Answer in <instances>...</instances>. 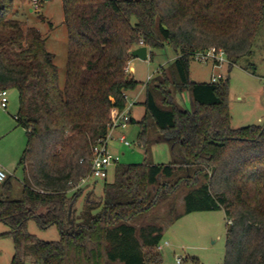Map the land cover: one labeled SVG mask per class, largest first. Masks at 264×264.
<instances>
[{
  "label": "trees",
  "instance_id": "trees-1",
  "mask_svg": "<svg viewBox=\"0 0 264 264\" xmlns=\"http://www.w3.org/2000/svg\"><path fill=\"white\" fill-rule=\"evenodd\" d=\"M61 1L62 85L41 32L17 17L14 0H0V90L18 92L14 119L27 138L17 163L23 178L7 174L0 184L11 264H162L164 232L188 213L215 209L231 221L222 264H264V124L233 127L228 78L198 82L189 71L193 54L209 47L225 51L228 68L251 56L264 0ZM141 45L150 60L165 47L174 58L145 83L139 143L168 141L177 157L118 162L96 195L81 180L126 92L141 83L126 70ZM184 92L187 107L177 99ZM29 221L56 227L58 239L31 234Z\"/></svg>",
  "mask_w": 264,
  "mask_h": 264
},
{
  "label": "rangeland",
  "instance_id": "rangeland-1",
  "mask_svg": "<svg viewBox=\"0 0 264 264\" xmlns=\"http://www.w3.org/2000/svg\"><path fill=\"white\" fill-rule=\"evenodd\" d=\"M17 17L23 20L26 26L36 27L45 39L46 48L54 55V63L58 68L59 82L62 85L66 73L67 59V32L63 22V8L61 0H41L37 10L32 9V0H14V10ZM43 16V19L40 17ZM253 54L239 63L228 68L227 62L220 66L211 63L191 60L189 71L192 80L202 82L210 81L212 72L221 73L228 78L230 89V111L232 126L235 128L264 124V22H262L253 45ZM149 52V49H148ZM174 58L171 48L158 51L152 60H139L132 58L129 66L133 67L135 80L141 83L127 97V103L136 99H144V87L149 76L155 75L161 65L166 66ZM137 96V97H136ZM178 101L189 106L188 92L177 96ZM134 121L127 122L113 128L107 137V148L111 153L120 156L119 163H169L177 157V147L168 141L151 140L147 149L139 143L138 134L140 126L138 121L144 106L141 103L132 105ZM1 108V107H0ZM18 108V92L16 89L8 90V107L2 109L11 115L10 123L15 126L14 116ZM6 125L1 122L0 126ZM18 126V125H17ZM151 137L157 132L150 130ZM20 132V131H19ZM18 131H12L2 139L0 144L18 147ZM124 136L129 145L120 141ZM8 148V146H5ZM8 174V173H7ZM114 179V165L109 167L107 181ZM95 182V194L100 195L104 180L90 178L88 183ZM83 198L78 205L81 208ZM227 219L223 209L209 211H195L188 213L175 221L165 232L158 245L163 257L162 264H222L225 255V233ZM8 227L0 222V234ZM28 231L36 237L45 240L58 239V231L52 226L40 229L34 221L28 222ZM158 249V248H157ZM13 243L10 238H0V264H11ZM181 258V262L177 259ZM31 264V263H28Z\"/></svg>",
  "mask_w": 264,
  "mask_h": 264
},
{
  "label": "built area",
  "instance_id": "built-area-1",
  "mask_svg": "<svg viewBox=\"0 0 264 264\" xmlns=\"http://www.w3.org/2000/svg\"><path fill=\"white\" fill-rule=\"evenodd\" d=\"M39 2L40 0H32V9L37 10L39 8ZM193 59L205 62V63H211L213 66H220L224 62H227V65L229 64V60L226 56V53L221 48L216 47H209L205 50L197 51L193 54ZM129 64V63H128ZM130 67L127 66L126 70L129 71ZM149 76L147 80L150 78ZM221 80H224V76L221 73H212L210 77V81L212 82H219ZM125 98L127 100V96L125 94ZM133 102L127 103L125 109L119 113V115L116 117V119L112 122L110 131L119 126V125H125L127 122L130 121V115H129V108L133 105ZM0 107L2 109H6L8 107V90H0ZM108 133V135H109ZM108 137V136H107ZM107 139L103 141L102 143L96 145L92 149V158H91V169L90 174L88 177L83 178L81 180V184H86L90 178H101L104 179L107 174L109 167L118 163L120 160V156L117 153H111L108 151L107 148ZM120 141L124 145H129V142L125 140V137L122 135L120 136ZM7 177V172L5 169L0 167V184L4 182V180ZM230 220H227V223H230ZM158 249L161 248L160 245L157 246ZM178 262H181V258L179 257L177 259Z\"/></svg>",
  "mask_w": 264,
  "mask_h": 264
},
{
  "label": "crops",
  "instance_id": "crops-1",
  "mask_svg": "<svg viewBox=\"0 0 264 264\" xmlns=\"http://www.w3.org/2000/svg\"><path fill=\"white\" fill-rule=\"evenodd\" d=\"M129 64H130V62H129ZM129 67H130L129 72L131 74H133V67L132 66H129ZM132 92H133V90L127 91L126 96L129 98V96L132 94ZM143 100L144 99H142V100L136 99L135 101H132V102L135 105L137 103L142 104ZM132 109H133V107L131 106L129 108V115H130V118L134 120L135 117L133 115ZM3 110L0 108V119H1V122L2 123L5 122L6 125L0 126V143L2 142V139H4V137L7 136V134L9 132L17 130L18 131V133H17L18 147L14 148V145H9V144L7 145L6 144L3 146L2 144H0V167L5 169V171L8 174H12V175L18 177L19 179H22L23 178V172H22L21 168L17 167V163H18L19 158H20V156H21V154L25 148V145H26V139H27L26 138V132L22 127L17 126V125L15 126L14 124H12V122L10 123V120L12 119L11 115L9 113L3 111ZM17 110H18V108H17ZM144 113H145V111H144ZM144 113H141V115H140L141 118L143 117ZM5 146H8V148H5ZM84 188L85 189L89 188L91 190H94V193H95V188H96L95 182H90V183L87 182L86 184H84Z\"/></svg>",
  "mask_w": 264,
  "mask_h": 264
},
{
  "label": "water",
  "instance_id": "water-1",
  "mask_svg": "<svg viewBox=\"0 0 264 264\" xmlns=\"http://www.w3.org/2000/svg\"><path fill=\"white\" fill-rule=\"evenodd\" d=\"M131 56L138 58L139 60H147L149 56L148 47L145 45L138 46L131 51ZM72 212V205L68 207V217H70Z\"/></svg>",
  "mask_w": 264,
  "mask_h": 264
}]
</instances>
